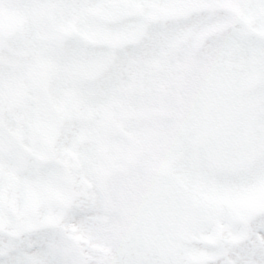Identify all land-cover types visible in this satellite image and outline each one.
<instances>
[{
    "label": "snow or ice",
    "instance_id": "6c2138e0",
    "mask_svg": "<svg viewBox=\"0 0 264 264\" xmlns=\"http://www.w3.org/2000/svg\"><path fill=\"white\" fill-rule=\"evenodd\" d=\"M0 264H264V0H0Z\"/></svg>",
    "mask_w": 264,
    "mask_h": 264
}]
</instances>
